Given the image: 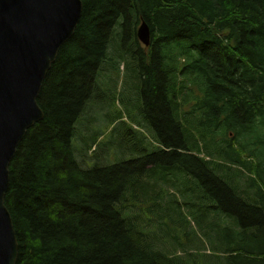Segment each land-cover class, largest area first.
Segmentation results:
<instances>
[{
    "label": "trees",
    "instance_id": "1",
    "mask_svg": "<svg viewBox=\"0 0 264 264\" xmlns=\"http://www.w3.org/2000/svg\"><path fill=\"white\" fill-rule=\"evenodd\" d=\"M81 2L80 21L59 49L37 97L43 119L27 130L9 165L4 204L18 243L16 264H215L206 257L187 258L192 254L183 250L169 254L153 244L154 239L163 240L162 247L166 231L170 234L172 229L163 222L158 232L150 222L158 217L164 221L173 208L161 204L151 208L152 216L149 210L138 212L130 205L135 213L125 214L130 211L129 203L124 204L129 187L157 162L196 182L209 204L194 205L212 208L214 214L221 213L217 216L227 215L235 222V228L226 227L235 236L226 239L229 247L214 256L217 263L222 259L224 264H264V250L235 248L245 231L264 229V192L256 182H248L251 177L241 169L218 175L215 170L225 167L199 157L194 139L197 128L207 139L219 128L221 135L234 131L241 136L221 140L233 150L228 154L233 156L231 163L245 168L243 152L232 144L247 141L243 135L251 125L258 123L261 134L264 130V0ZM142 23L150 32L147 51L139 48L136 37ZM116 28L122 52L113 58L108 49ZM123 57L129 60L131 80L137 81L133 91L143 100L138 106L140 122L155 136L154 152L119 164L83 168L73 147L76 122L95 96L100 72ZM210 105L224 111L210 115L206 111ZM191 116L194 120H189ZM227 117L232 124L225 122ZM122 142L119 138V145ZM147 214L149 230L138 222ZM209 221L205 217V224L217 223ZM169 224L186 237L179 221ZM171 239L180 246L178 237ZM260 242L264 240L253 243ZM238 258L241 262L235 263Z\"/></svg>",
    "mask_w": 264,
    "mask_h": 264
},
{
    "label": "rangeland",
    "instance_id": "2",
    "mask_svg": "<svg viewBox=\"0 0 264 264\" xmlns=\"http://www.w3.org/2000/svg\"><path fill=\"white\" fill-rule=\"evenodd\" d=\"M115 31L117 32L112 35L108 49V56H113V58H116L117 54L122 52L120 50L119 28H116ZM129 37L132 40L131 32ZM127 44H130V42ZM139 48L144 50L142 44H139ZM131 49L134 50L135 46H132ZM174 52H177V50L174 49ZM131 72L129 60L124 57L113 59L112 65L108 70L103 68V71L100 72L96 82L95 96L94 98L93 96L91 97L76 122L73 134L74 139H72L73 147L78 152V163L83 168L90 169L119 164L136 158L147 157L154 152L153 140H155V136H152L148 126L140 122L142 119L139 115L138 106L139 102L143 100L140 95L138 97L137 92L133 91V85H137V81L131 80ZM201 101L202 99H199V105ZM184 110L186 111L188 108L185 107ZM206 111L210 115H219L224 109L220 105H210ZM192 117L189 120H194ZM262 120L264 122V115ZM198 121L200 120L193 123ZM232 121V118L227 117L225 122L232 124ZM221 134L222 129L219 128L212 138L207 139L200 128L196 129L194 139L201 152L199 157L208 161L212 166L225 167L221 171L215 170L218 175L226 174L233 168L241 169L246 175L251 177L248 182H256L264 192V130L262 135L261 127L258 123L251 125L250 132L243 135L247 141L232 144L233 147L235 146V148L243 152L241 155H244L247 160L243 169L231 163L233 156L228 154L229 151L233 154V150H229V146L222 142L223 139L230 140L237 136L239 138L241 135L236 134L234 131H227L225 135ZM119 138H123V142L120 145ZM261 140H263L262 143ZM147 167L150 169L146 171L145 176L140 177L138 182L134 186L129 187L126 192V202L124 204L129 203L126 208H130V211L125 212V214H134L135 210L132 207L138 212L149 210L152 216L155 215V211H152L151 208L156 207L158 209L161 204L173 208V214L165 218L164 221L158 217L156 221L150 222L158 232H160L163 222L165 228L170 227L172 229L170 234H167L166 231V235H164L165 242L162 247L160 245L163 240L157 242L154 239L153 244L169 254L173 251L181 252L183 250L192 254L186 256L187 258L206 257L214 260L215 264H224L225 261L222 259H219L220 263H217L214 256L224 251L227 246L229 247L225 241L226 239L227 241L228 239H233L235 232L226 231V227L235 228V222L227 215L228 218L224 215L217 216V214L221 213L214 214L212 208L208 211L204 206H201L209 203L203 199L200 190L196 187V182L185 174L180 173L178 169H168L161 166L158 162L151 167L150 165ZM234 172L232 171V173ZM243 190H246V188H243ZM248 191L254 192L253 189ZM188 195H191V198ZM157 197L162 203L157 201ZM193 202L201 205H194ZM196 206H199L206 214L197 211ZM150 214L141 215L142 218L138 220L147 230L150 229L147 222V216ZM139 215L136 214L135 216ZM205 217L212 219L209 222L214 223L213 221H215L217 223H214V225L205 224ZM169 221H179L186 237H183L182 233L177 230L178 227L176 225H168ZM210 226H212L211 230L209 229ZM158 232L154 234L157 235ZM173 236L179 238L180 246L177 242H173L171 239ZM240 237L242 241L239 242L237 237L236 249L252 253H259L264 250V242L253 243L257 239L264 240V229H249ZM241 260V258H238L234 262H241Z\"/></svg>",
    "mask_w": 264,
    "mask_h": 264
},
{
    "label": "water",
    "instance_id": "3",
    "mask_svg": "<svg viewBox=\"0 0 264 264\" xmlns=\"http://www.w3.org/2000/svg\"><path fill=\"white\" fill-rule=\"evenodd\" d=\"M82 13L81 0H0V264H16L18 243L4 204L9 165L27 130L43 119L37 97ZM150 46L145 23L136 31Z\"/></svg>",
    "mask_w": 264,
    "mask_h": 264
},
{
    "label": "bare ground",
    "instance_id": "4",
    "mask_svg": "<svg viewBox=\"0 0 264 264\" xmlns=\"http://www.w3.org/2000/svg\"><path fill=\"white\" fill-rule=\"evenodd\" d=\"M69 40V39H68ZM151 43V42H150ZM49 71V70H48ZM130 134V133H129ZM131 135V134H130Z\"/></svg>",
    "mask_w": 264,
    "mask_h": 264
},
{
    "label": "flooded vegetation",
    "instance_id": "5",
    "mask_svg": "<svg viewBox=\"0 0 264 264\" xmlns=\"http://www.w3.org/2000/svg\"><path fill=\"white\" fill-rule=\"evenodd\" d=\"M166 101L168 102V99H166Z\"/></svg>",
    "mask_w": 264,
    "mask_h": 264
}]
</instances>
